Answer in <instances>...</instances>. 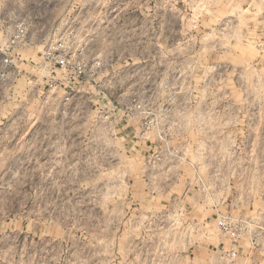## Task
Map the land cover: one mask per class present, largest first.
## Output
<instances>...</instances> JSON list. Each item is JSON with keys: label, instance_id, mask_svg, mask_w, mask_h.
Masks as SVG:
<instances>
[{"label": "rangeland", "instance_id": "rangeland-1", "mask_svg": "<svg viewBox=\"0 0 264 264\" xmlns=\"http://www.w3.org/2000/svg\"><path fill=\"white\" fill-rule=\"evenodd\" d=\"M188 160L211 231L244 222L232 263ZM0 264H264V0H0Z\"/></svg>", "mask_w": 264, "mask_h": 264}, {"label": "built area", "instance_id": "built-area-1", "mask_svg": "<svg viewBox=\"0 0 264 264\" xmlns=\"http://www.w3.org/2000/svg\"><path fill=\"white\" fill-rule=\"evenodd\" d=\"M31 21L32 18L30 16H24L21 12L14 11L11 13L9 22L12 23V26H4V32L8 34L10 47L20 46L26 34L25 25ZM67 57L68 52H65L62 44L51 45L45 52L46 60L52 62L60 70L72 67L79 77L83 73L82 67L78 64L75 65L74 63H71L70 59ZM4 62H8L7 57H5ZM215 222L219 235L230 243V248L227 251H222L221 254L227 261H229V263H232L240 251V236L245 229L244 222L234 219L230 214L217 215Z\"/></svg>", "mask_w": 264, "mask_h": 264}, {"label": "crops", "instance_id": "crops-1", "mask_svg": "<svg viewBox=\"0 0 264 264\" xmlns=\"http://www.w3.org/2000/svg\"><path fill=\"white\" fill-rule=\"evenodd\" d=\"M188 161L184 165L182 164L183 166H173L172 170L169 169L171 170L170 178H172L170 185L172 189L176 187L178 194L179 192L182 195L185 194V198H187V203H189V207L192 209L188 214L186 213L188 223L199 225L201 226V230H205L204 233L206 234L205 236L203 235L204 240L199 248L205 252L210 251L211 248L214 253L221 254L222 251H227L230 248V243L216 231H211V228L207 225L210 216L206 210L209 208L208 201L198 182L201 178L198 170L201 167L198 164L192 165V162ZM242 243L243 241L241 240ZM241 244L240 247L243 245Z\"/></svg>", "mask_w": 264, "mask_h": 264}]
</instances>
